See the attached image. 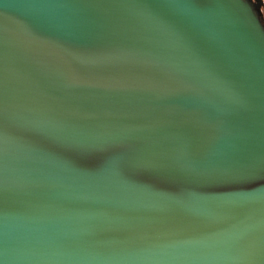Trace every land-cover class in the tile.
<instances>
[{
    "label": "water",
    "instance_id": "obj_1",
    "mask_svg": "<svg viewBox=\"0 0 264 264\" xmlns=\"http://www.w3.org/2000/svg\"><path fill=\"white\" fill-rule=\"evenodd\" d=\"M264 0H0V264H264Z\"/></svg>",
    "mask_w": 264,
    "mask_h": 264
},
{
    "label": "flooded vegetation",
    "instance_id": "obj_2",
    "mask_svg": "<svg viewBox=\"0 0 264 264\" xmlns=\"http://www.w3.org/2000/svg\"><path fill=\"white\" fill-rule=\"evenodd\" d=\"M263 17H264V7H263Z\"/></svg>",
    "mask_w": 264,
    "mask_h": 264
}]
</instances>
